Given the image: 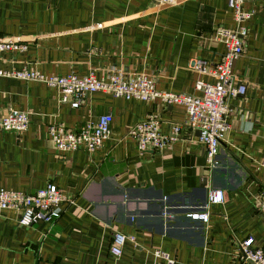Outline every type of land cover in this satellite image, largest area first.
Returning <instances> with one entry per match:
<instances>
[{"label":"crops","instance_id":"0c3cea01","mask_svg":"<svg viewBox=\"0 0 264 264\" xmlns=\"http://www.w3.org/2000/svg\"><path fill=\"white\" fill-rule=\"evenodd\" d=\"M244 52L234 61L245 94L229 100V127L211 166L199 131L161 151H138L130 127L150 113L159 130L187 119L183 104L125 99L104 91L79 107L60 100L45 82L0 76V112L27 111L28 127L0 132V188L34 192L54 184L72 198L61 215L30 226L20 213L0 209V264H153L165 250L175 264H235L238 244L253 236L264 249V0H245ZM234 28L227 0H0V37L26 42L22 52L0 54V69L34 68L45 75L146 74L159 91L199 94L209 73L189 67L192 58L214 69L225 52L217 26ZM110 115V134L92 154L58 150L53 124L77 129ZM212 190L222 202H209ZM207 211L208 221L189 213ZM116 231L128 238L120 256L110 253Z\"/></svg>","mask_w":264,"mask_h":264},{"label":"built area","instance_id":"2783aa9c","mask_svg":"<svg viewBox=\"0 0 264 264\" xmlns=\"http://www.w3.org/2000/svg\"><path fill=\"white\" fill-rule=\"evenodd\" d=\"M158 5L175 4L183 0H155ZM245 0H227L228 7L233 14L234 28L217 26L214 29V39L222 42L225 52L214 69H209L205 60L192 58L189 67L199 73L213 74L214 82L197 80L195 89L199 94L174 93L159 91L155 87V80L146 74L125 76L120 71H113L105 77L96 78L90 74L77 76L45 75L34 68L7 71L0 69V76H11L23 80L45 82L56 87L60 92V100L72 107H79L88 93L104 91L125 99H139L145 101L161 99L167 104L179 103L186 108L187 119L184 122L171 124L169 133L159 130V116L150 113L135 122L129 129L138 151H161L172 142L181 138L183 128L199 131V142L203 144L207 162L213 166L229 127V100L245 94L246 85L238 82L232 72L234 61L244 52L247 28L245 22L250 18L252 10L243 9ZM27 43L12 37H0V54L6 51L22 52L27 49ZM29 115L27 111L11 110L0 112V132H21L28 127ZM49 136L54 146L60 151L83 149L92 154L99 148L110 134V115L101 114L96 121H88L77 129L65 127L63 124H53L48 127ZM264 168V160L261 161ZM221 190H212L208 194V201L217 203L223 201ZM258 208L264 213V191L258 195ZM72 198L54 184H48L34 192L27 193L19 190L0 188V209L16 210L20 213L18 224L30 226L38 220L51 222L57 219ZM194 219L208 221L207 211L189 213ZM128 236L121 232H114L110 242V253L118 257ZM253 236H247L238 244V260L235 264H264V249L254 247ZM156 258L153 264H175L176 260L169 252L156 248L153 250Z\"/></svg>","mask_w":264,"mask_h":264}]
</instances>
